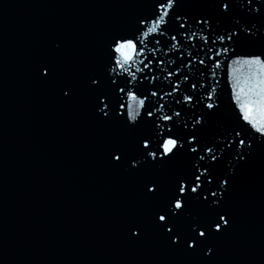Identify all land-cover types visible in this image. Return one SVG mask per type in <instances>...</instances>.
Returning a JSON list of instances; mask_svg holds the SVG:
<instances>
[{
  "label": "water",
  "instance_id": "1",
  "mask_svg": "<svg viewBox=\"0 0 264 264\" xmlns=\"http://www.w3.org/2000/svg\"><path fill=\"white\" fill-rule=\"evenodd\" d=\"M155 3L0 0V264H264V135L233 96L246 69L228 67L264 53V0H232L227 13L220 0H177L170 11L181 20L150 37L160 43L135 66L116 67L114 38L138 34ZM129 91L145 101L135 122ZM168 137L174 155H145L143 140L156 150ZM195 175L197 193L180 196ZM175 198L181 210L169 207ZM165 212L176 213L173 233L158 226ZM221 214L229 225L217 233ZM194 230L207 239L186 250Z\"/></svg>",
  "mask_w": 264,
  "mask_h": 264
},
{
  "label": "snow or ice",
  "instance_id": "2",
  "mask_svg": "<svg viewBox=\"0 0 264 264\" xmlns=\"http://www.w3.org/2000/svg\"><path fill=\"white\" fill-rule=\"evenodd\" d=\"M177 3V0H156V3L153 8V14L151 18H144L141 19L138 22V27L136 29V32L138 34L134 35L133 37H117L114 38L113 43L111 45V50L109 54L110 62H114L115 66L122 69L127 70L128 67L135 66L137 64V58L144 55L145 48L149 43H153V46L155 44H159L160 40H152L150 37L155 35H163L167 31L166 25L169 23V20H181V17L179 15H175L170 10L174 9V5ZM232 6V0H220V7L222 8V11L224 13H227L230 11ZM166 17L168 19H166ZM197 23H203L208 24V20L201 18L197 20ZM186 24V20L183 23H179V28L184 29ZM145 25L147 26L145 30ZM194 35V34H193ZM236 33L232 32L228 39L231 40L233 36H235ZM172 40H176V36L171 37ZM217 39L223 41L225 38L223 36L217 37ZM175 47V45H173ZM211 51V49H209ZM228 48L223 49V54L228 53ZM222 53L217 52L216 55L219 56ZM203 63V61H200ZM144 65V68H148L151 64V60H148L147 63H144V61H140ZM239 64L247 71V76L244 81L243 86L239 87V95H237L236 91L234 90L233 96L236 100V103L239 106V110L241 113V118L249 124L255 131L261 135H264V53L260 54H252L247 57H243L237 60H233L231 64L228 65L229 67V75H233L232 71V65ZM215 67L219 68L220 63L217 62L215 64ZM137 71H140L139 68L136 69ZM48 75L49 73H45ZM133 79H136L135 75L132 77ZM147 78V77H146ZM186 79V78H185ZM235 79V77H234ZM91 83L93 85L98 84V80L96 78H92ZM196 87V85H193V88ZM235 87V86H234ZM175 90V89H174ZM121 91H124V89H121ZM65 96L68 95V92L65 91L63 93ZM171 94V93H170ZM157 93L155 91L151 92V96H156ZM128 99L131 102L128 105V111H127V119L129 121L135 122L137 120V116L140 114L141 107L144 106L145 101L144 100H138L136 95H134L132 92H128ZM184 99L186 101H190L192 98L191 96H185ZM209 100L212 99L211 96L208 97ZM97 108L99 111L103 112L105 116L108 115V112L105 111V109L108 107L107 104L104 103V99L102 97L97 98ZM103 105V107H101ZM123 107V105H121ZM206 107L208 109L213 108L212 103L206 104ZM119 114V113H118ZM146 115L148 117L153 116L152 111H146ZM175 115H179V113H175ZM165 122H169L172 120V116L164 115L160 117ZM200 121L197 120L196 123H199ZM239 135V133H237ZM178 140L175 138H165L162 143L160 144L159 148L156 150H152L149 147V141L147 139L142 141L143 148L149 149L145 155L150 156L153 159L157 158V155L160 154L162 156H171L174 155V150L178 147ZM191 143V141H189ZM244 140L241 139L239 141V145H244ZM182 146V145H181ZM162 150V151H161ZM192 151H196L195 148L191 149ZM208 151H211V149H208ZM243 157L241 156V159ZM114 159L116 161H119L121 157L119 155H114ZM200 159L203 160L204 157L200 156ZM213 160L216 159L215 156L212 157ZM207 171V170H206ZM201 180L200 175H195L194 181L191 184H186L183 181L179 182L178 184V193L180 196H183L186 191L190 190L191 193H197V189L200 188V184L197 183ZM225 184L227 181L224 182ZM147 192L149 193H155L157 191V188L155 186L147 187ZM212 195L215 196L216 193L212 192ZM207 199V197H205ZM169 207L174 210H181L184 207V204H182L181 200L179 198H175L173 201L169 202ZM175 212H165V213H158L156 219L159 221L158 226L161 228L166 229L169 233H173V227L169 225L168 220L171 215H175ZM227 227L229 225V220L226 219V217L221 214L218 217V220L214 223V229L215 232L219 233L222 231V225ZM213 228V225L208 226V230L211 231ZM133 236L139 235L138 232H133ZM208 233L204 230H194V235L190 237L188 240H184V244L186 245L187 249L195 250L196 247L199 246V244L203 243L204 240L207 239ZM179 236L178 234H175L173 236L169 237V240L172 245L176 246ZM208 252H211V249H208Z\"/></svg>",
  "mask_w": 264,
  "mask_h": 264
}]
</instances>
